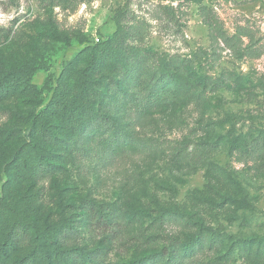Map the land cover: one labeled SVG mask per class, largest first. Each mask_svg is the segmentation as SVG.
Returning <instances> with one entry per match:
<instances>
[{"label":"rangeland","instance_id":"374dc122","mask_svg":"<svg viewBox=\"0 0 264 264\" xmlns=\"http://www.w3.org/2000/svg\"><path fill=\"white\" fill-rule=\"evenodd\" d=\"M24 257L264 264V0H0V264Z\"/></svg>","mask_w":264,"mask_h":264},{"label":"trees","instance_id":"16d2710c","mask_svg":"<svg viewBox=\"0 0 264 264\" xmlns=\"http://www.w3.org/2000/svg\"><path fill=\"white\" fill-rule=\"evenodd\" d=\"M146 103L147 104H153V105H160L163 103H166L169 101L166 91L164 90H150L148 94L146 95ZM100 144L102 148H106L109 144V140L107 139H101ZM125 147H132V144H124ZM184 147L177 152V155L182 154L184 152ZM216 151V146L213 144H208L205 142H198L194 145L193 150L190 153V161H192L193 164H197L200 162L203 158H205L208 155L213 154ZM183 155V154H182ZM29 229L27 225L22 224L21 222H15L11 228L8 230V232L5 234L4 242L2 244L3 249L7 250L8 248H11L15 245L16 240L21 239L24 237L25 232ZM66 239H72V231H68L66 233ZM198 235L195 234L194 236H191L188 238L186 245H189L191 243V239H197ZM67 241V240H65ZM18 264H30L27 257L22 258Z\"/></svg>","mask_w":264,"mask_h":264}]
</instances>
